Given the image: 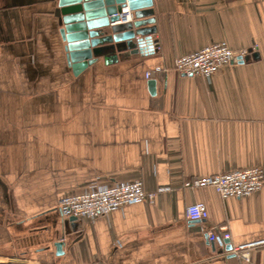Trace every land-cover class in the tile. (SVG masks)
I'll use <instances>...</instances> for the list:
<instances>
[{
    "label": "crops",
    "instance_id": "1",
    "mask_svg": "<svg viewBox=\"0 0 264 264\" xmlns=\"http://www.w3.org/2000/svg\"><path fill=\"white\" fill-rule=\"evenodd\" d=\"M54 10L51 0H0V264H264V248L231 257L207 239L221 226L233 248L264 239V187L227 200L184 188L264 170V0H154L155 54L101 59L79 75ZM218 42L257 47V57L210 81L174 71L179 57ZM96 180L141 181L155 198L63 219L61 198ZM194 203L207 221L187 219Z\"/></svg>",
    "mask_w": 264,
    "mask_h": 264
},
{
    "label": "built area",
    "instance_id": "2",
    "mask_svg": "<svg viewBox=\"0 0 264 264\" xmlns=\"http://www.w3.org/2000/svg\"><path fill=\"white\" fill-rule=\"evenodd\" d=\"M117 24L130 23L134 19L129 9L117 14ZM257 47L233 51L227 42H218L213 45L182 57H179L174 71L182 76H200L207 81L222 68L232 65L239 58L242 60L255 59ZM156 71H160L157 69ZM152 72L146 77L150 79ZM264 187V170L260 167H249L233 170L204 178H194L184 183V188L196 190L203 188L214 189L223 200L230 198H248ZM155 194H148L141 181L104 185L96 180L85 191L65 196L58 204V212L63 219L77 218L78 220L94 221L125 206L152 203ZM187 219L192 222H205L209 218L207 206L203 203H194L186 210ZM227 227L221 226L207 231V239L217 248L224 250L231 235ZM264 248V239L243 244L233 248L232 254L243 257L246 252Z\"/></svg>",
    "mask_w": 264,
    "mask_h": 264
},
{
    "label": "water",
    "instance_id": "3",
    "mask_svg": "<svg viewBox=\"0 0 264 264\" xmlns=\"http://www.w3.org/2000/svg\"><path fill=\"white\" fill-rule=\"evenodd\" d=\"M55 6L60 34L66 44L67 64L79 75L103 59L106 65L128 61L133 57L152 56L158 48L153 40L156 33L154 0H51ZM128 8L134 15L131 23L117 24V14ZM257 54L255 55V58ZM240 63L244 60L239 58ZM155 91V81H150ZM77 218L69 222L76 223ZM56 237L51 238L53 240ZM65 235L54 247L58 256L63 254ZM215 249V245L211 244ZM225 252L232 254L233 246L227 241Z\"/></svg>",
    "mask_w": 264,
    "mask_h": 264
}]
</instances>
